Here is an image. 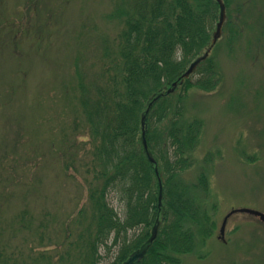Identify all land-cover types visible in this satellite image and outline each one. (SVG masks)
<instances>
[{"label":"rangeland","instance_id":"rangeland-1","mask_svg":"<svg viewBox=\"0 0 264 264\" xmlns=\"http://www.w3.org/2000/svg\"><path fill=\"white\" fill-rule=\"evenodd\" d=\"M168 1L155 3L161 7ZM132 2L0 0V11L13 14L15 21H29L36 32L31 39L19 37L18 47L27 52L20 63L14 55L19 50L11 41L13 31L8 32L9 39L4 35L7 32L4 37L0 35V264H32L33 256L41 254L45 256L43 262L35 264H48L51 255L52 264H67L66 259L58 262L66 248L64 238L72 241L74 248L81 231L90 235V226L97 224L90 213L95 198L113 209L119 225V232L110 229L98 246L99 264L113 262L120 242L137 233L135 226L125 225L132 213H145L142 195L137 193L130 201L120 199L118 187L112 182L104 191H97L100 197L96 194L101 179L93 175L95 162L90 163L88 153L93 134L90 135L78 101L80 53L84 47L85 58L90 57L88 47L95 45L101 56L98 65L91 69L90 62H85L89 66L83 72L91 76L95 72L103 74L104 81L110 82L106 91L110 101V96L115 98V84L121 89L118 80L124 61L112 49L118 48L120 31L126 27L124 20L135 19ZM254 2L245 4L240 17L234 19L246 30L244 40L237 42L243 48L231 56L223 44L225 39L217 47L219 86L208 93L193 89L185 102L190 113L187 117L202 118L203 126L200 143L188 155L192 166L182 177L186 183L196 184L197 173L205 167L208 191L203 192L199 184L193 190L200 212L206 213L216 228L204 247L181 256L180 264H264V224L258 218L232 214L219 238L221 222L230 210L250 208L264 213V39L259 40H263L261 45L255 39L262 38L258 33H264V0ZM116 6L118 11L113 16ZM200 12L203 20L210 14L207 9ZM218 12L219 9L213 23L218 21ZM5 26H0V31ZM174 38L173 57L182 61L181 43L178 37ZM250 38L256 47L244 43ZM193 60L178 72H184ZM16 70L24 76L16 77ZM160 81L159 91L171 83L164 77ZM96 93L104 95L100 90ZM38 100L39 105L33 108ZM36 127L39 133L31 131L20 138L21 133ZM51 132L56 148L49 150L47 137ZM16 223L21 225L20 234L15 230V226L19 227ZM49 233L57 247L55 254L52 247L44 250Z\"/></svg>","mask_w":264,"mask_h":264},{"label":"trees","instance_id":"trees-1","mask_svg":"<svg viewBox=\"0 0 264 264\" xmlns=\"http://www.w3.org/2000/svg\"><path fill=\"white\" fill-rule=\"evenodd\" d=\"M132 1L135 19L129 17L124 20L127 28L124 26V29L120 31L118 48L112 49L114 54L122 57L124 61L120 70L121 80H118L121 89L115 84V98L114 95L110 96V99H113L110 101L106 98L110 82L104 81L103 74L95 72L91 76L89 72L86 74L83 72L84 68L89 66L84 64L85 62H90L91 69L98 65L101 56L98 53V46L93 45L94 48L88 47L90 57L85 58L84 47L80 53L81 79L78 85V101L90 135L93 134L92 149L88 153L90 163L95 162L92 168L93 175L101 179V183L96 188L97 196L100 197L97 191H104L112 182V185L118 187L120 199L130 201L139 193L143 196L142 205L145 206L144 214L132 213L130 216L125 226H135L138 231L128 241L120 242L113 262L110 264L122 262L137 249L150 236L151 227L157 218L159 225L152 244L144 257L132 264H180V257L193 254L203 248L216 228V223L211 222L206 213L200 212L202 209L196 204L193 190L199 184L203 192L208 191V172L205 167L197 173L196 184L186 183L182 177L184 172L192 166L188 155H192L193 149L200 143L203 126L202 118L195 115L191 117L193 119L187 117L190 113L185 108V102L188 101L190 91L193 89L208 93L219 86L221 72L215 56L219 50L217 47L220 41L225 39L223 44L228 48L230 55L233 56L235 51L238 53L242 45L237 42L244 40L246 30L244 31V27L234 19L237 16L240 17L245 4L253 5L255 2L254 0L253 3L250 0H222L226 7V18L221 37L195 70L188 77L182 78L180 76L183 71L179 73L178 70L182 66L186 67L193 58L202 54L211 43L212 31L216 23H213V18L218 11L217 2L214 0H169L167 5L165 3L160 7L155 0ZM200 9H207L210 12L205 20L202 19L201 12L199 13ZM117 11L118 6L113 16ZM13 16L0 11V26L6 24L0 31V35L7 32L4 35L9 39L8 32L13 31L11 41L15 42L14 49L19 50L18 54L14 53V55L17 63H20L23 53L27 54V52L23 51L22 47H18L19 40L31 39V34L35 36L36 32L33 28L34 24L24 20L15 21ZM258 34L262 38L258 36L254 38L257 39L256 44L259 42L261 45L263 40H259L264 39V33ZM174 36L178 37L181 43L182 61H176L173 57L176 41ZM38 43L39 41L35 44L38 45ZM244 43L256 47L255 41L251 38L246 39ZM107 45L105 44L106 50L109 49ZM101 52L104 54L105 50ZM123 70L125 73L122 72ZM21 73L16 70L15 76L23 77ZM161 77H164L166 82L172 83L176 80L177 85L173 92L164 93L145 115L146 142L155 160L156 175L154 167L148 162L142 149L140 118L147 103L159 92L158 82H161ZM170 84L166 85L170 86ZM96 90L102 91L103 97H100ZM127 90L128 93H126ZM8 94L10 95V92ZM37 103L33 105V108L38 106L40 101L38 100ZM132 117L133 123L130 122ZM31 131L40 132L38 127L29 129L21 133L20 138L29 135ZM93 131L97 134L95 135ZM53 136L54 133L51 132L47 137L50 138L49 150L55 146L56 139L54 140ZM129 150L131 151L128 153ZM72 160L73 158L70 164ZM204 161L207 162L208 158H204ZM102 171L103 179L100 176ZM158 179L162 185L161 205L158 204ZM90 213L92 221L97 219V224L90 226V228L93 227L90 235L85 236L86 232L81 231L74 248L73 242L64 238L66 248L62 252L63 255L60 253L58 262L66 259L67 264H99L101 256L97 250L98 246L104 241L110 229L116 228L119 232V225L113 209L106 206L102 200L97 198L93 200ZM25 215L26 213L23 212L21 219L24 220ZM15 225L13 227L15 226V230L20 234L21 225L19 223ZM38 228L41 229L39 226ZM48 235V244L44 250L48 251L52 247V252L55 254L57 247L52 243L51 233ZM44 258L43 254L33 256L32 264L41 263ZM51 260H54L53 255L48 256V264L53 263ZM6 261L3 260V262Z\"/></svg>","mask_w":264,"mask_h":264},{"label":"water","instance_id":"water-1","mask_svg":"<svg viewBox=\"0 0 264 264\" xmlns=\"http://www.w3.org/2000/svg\"><path fill=\"white\" fill-rule=\"evenodd\" d=\"M216 2L218 3V8H219V13H218V21L216 23V28L215 31L213 33V37H212V44L210 45V47L200 56H197L188 66V68L182 73L181 77H188L193 71L194 69L197 67V65L203 61L207 55L209 54V51L212 47V45L216 42V40L221 36V27L224 23L225 20V5L223 4L222 0H216ZM177 82H173L170 86V88L165 87L164 91L166 93H170L173 91L174 87L176 86ZM163 92H158L147 104L145 111L143 112L142 116H141V120H140V125H141V133H140V141H141V145L143 148V152L147 158V160L151 163L154 164V159L151 155V152L148 149L147 146V142H146V138H145V114L149 112L151 106L153 105V103L159 98L161 97L163 94ZM155 173L157 174V169L154 168ZM159 183V188H158V202L159 204L161 203V196H162V187L160 184V181L158 180ZM234 213H245L248 214L252 217L258 218L262 223H264V213L254 210V209H250V208H238V209H232L230 210L226 216L223 218L221 226H220V230H219V234H220V238H222L223 234H224V229H225V225L227 222V219ZM157 233V224L153 225L152 229H151V235L150 237L140 246V248H138L137 250L133 251L129 257L124 260L122 263L120 264H132L134 261L140 260L145 252L147 251L148 247L151 245L153 239L155 238V235Z\"/></svg>","mask_w":264,"mask_h":264}]
</instances>
